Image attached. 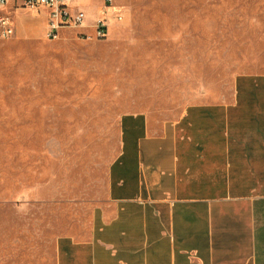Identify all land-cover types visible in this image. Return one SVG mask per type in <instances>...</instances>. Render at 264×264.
<instances>
[{
    "label": "crops",
    "instance_id": "0c3cea01",
    "mask_svg": "<svg viewBox=\"0 0 264 264\" xmlns=\"http://www.w3.org/2000/svg\"><path fill=\"white\" fill-rule=\"evenodd\" d=\"M18 1L3 11L14 37L1 46H32L45 37L47 11ZM21 52L0 78V126L20 121L40 136L41 78L17 75L13 62ZM218 93L184 103L172 117L122 113L105 197L69 231L46 214L57 205L56 186L27 183L40 168H0L7 183L0 190V264H264V71L237 72Z\"/></svg>",
    "mask_w": 264,
    "mask_h": 264
},
{
    "label": "rangeland",
    "instance_id": "374dc122",
    "mask_svg": "<svg viewBox=\"0 0 264 264\" xmlns=\"http://www.w3.org/2000/svg\"><path fill=\"white\" fill-rule=\"evenodd\" d=\"M70 5L92 24L62 28L58 37L35 39L32 46L0 42V78L23 49L15 71L35 80L40 74L43 89L40 136L20 121L0 126V154H12L0 159V168H40L41 176L27 183L56 186L57 205L46 214L58 216L59 231L86 222L105 197L122 113L172 117L188 101L219 98L235 73L264 71V0H113L124 17L111 21L105 37L92 27L102 0ZM13 88H23L21 77ZM2 183L7 187L0 181V190Z\"/></svg>",
    "mask_w": 264,
    "mask_h": 264
},
{
    "label": "built area",
    "instance_id": "2783aa9c",
    "mask_svg": "<svg viewBox=\"0 0 264 264\" xmlns=\"http://www.w3.org/2000/svg\"><path fill=\"white\" fill-rule=\"evenodd\" d=\"M8 3L9 0H0V37H9L14 33L12 17L3 12ZM17 4L35 12L47 11L45 36L49 39L58 37L62 28L82 26L86 18L85 11L71 7L70 0H19ZM123 17V13L114 7L113 0H102L100 15L92 25L94 32L99 37H105L111 21L120 22Z\"/></svg>",
    "mask_w": 264,
    "mask_h": 264
}]
</instances>
